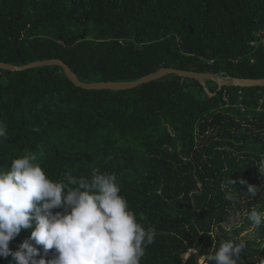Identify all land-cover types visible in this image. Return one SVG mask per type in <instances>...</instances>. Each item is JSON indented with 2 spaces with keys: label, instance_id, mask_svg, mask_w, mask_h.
Masks as SVG:
<instances>
[{
  "label": "trees",
  "instance_id": "16d2710c",
  "mask_svg": "<svg viewBox=\"0 0 264 264\" xmlns=\"http://www.w3.org/2000/svg\"><path fill=\"white\" fill-rule=\"evenodd\" d=\"M49 59L85 83L162 68L264 79V0H0V62ZM207 87L217 95L169 75L85 90L58 66L0 69V171L28 150L54 181L114 174L138 221L156 230L140 264H206L230 239L245 243L237 264H262L264 225L248 214L264 211V87ZM29 236L22 230L10 249Z\"/></svg>",
  "mask_w": 264,
  "mask_h": 264
},
{
  "label": "clouds",
  "instance_id": "9594fccd",
  "mask_svg": "<svg viewBox=\"0 0 264 264\" xmlns=\"http://www.w3.org/2000/svg\"><path fill=\"white\" fill-rule=\"evenodd\" d=\"M33 131L39 133L40 128ZM6 136L0 122V138ZM35 159L25 150L8 171H0V258L11 256L15 264H140L155 242L156 230L138 221L120 195L117 177L97 169L90 178L69 173L54 181ZM259 171L264 172V162ZM234 183L228 177V186ZM239 183L251 196L257 195L258 187L243 179ZM248 219L259 228L264 211L252 210ZM22 230H30V236L12 251L10 242ZM244 248V242L222 241L205 257L206 264H237ZM50 250L52 258L45 259Z\"/></svg>",
  "mask_w": 264,
  "mask_h": 264
},
{
  "label": "water",
  "instance_id": "95a60500",
  "mask_svg": "<svg viewBox=\"0 0 264 264\" xmlns=\"http://www.w3.org/2000/svg\"><path fill=\"white\" fill-rule=\"evenodd\" d=\"M192 30V29H191ZM84 38V36L82 37ZM58 66L61 67L69 80L77 87L85 90H111V91H126L135 89L141 85L148 84L169 75H178L183 78L194 79L204 86L205 91L210 97L217 95L211 93L207 87V81H214L218 84L219 89L223 87H242V88H256L264 87V79H239L227 77L222 79L220 76L212 73H199L194 71H184L175 68H162L154 73L146 75L138 80L131 82H97V83H85L82 82L75 72L70 68L68 64L60 59H49L43 61H37L33 63H23L21 66H15L7 63L0 62V69L12 72H19L25 70H31L35 68Z\"/></svg>",
  "mask_w": 264,
  "mask_h": 264
},
{
  "label": "built area",
  "instance_id": "2783aa9c",
  "mask_svg": "<svg viewBox=\"0 0 264 264\" xmlns=\"http://www.w3.org/2000/svg\"><path fill=\"white\" fill-rule=\"evenodd\" d=\"M252 44H255V43H252ZM240 94H241V92H240ZM241 108H242L243 111H245V108L243 106Z\"/></svg>",
  "mask_w": 264,
  "mask_h": 264
},
{
  "label": "rangeland",
  "instance_id": "374dc122",
  "mask_svg": "<svg viewBox=\"0 0 264 264\" xmlns=\"http://www.w3.org/2000/svg\"><path fill=\"white\" fill-rule=\"evenodd\" d=\"M250 236V234L248 235V237ZM204 262V260H202V263Z\"/></svg>",
  "mask_w": 264,
  "mask_h": 264
},
{
  "label": "bare ground",
  "instance_id": "6f19581e",
  "mask_svg": "<svg viewBox=\"0 0 264 264\" xmlns=\"http://www.w3.org/2000/svg\"><path fill=\"white\" fill-rule=\"evenodd\" d=\"M223 79H227V77L226 78H223Z\"/></svg>",
  "mask_w": 264,
  "mask_h": 264
},
{
  "label": "crops",
  "instance_id": "0c3cea01",
  "mask_svg": "<svg viewBox=\"0 0 264 264\" xmlns=\"http://www.w3.org/2000/svg\"><path fill=\"white\" fill-rule=\"evenodd\" d=\"M220 78H222V79H223V77H220Z\"/></svg>",
  "mask_w": 264,
  "mask_h": 264
}]
</instances>
